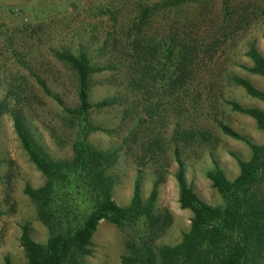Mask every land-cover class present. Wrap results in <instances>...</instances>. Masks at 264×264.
<instances>
[{"label":"rangeland","instance_id":"obj_1","mask_svg":"<svg viewBox=\"0 0 264 264\" xmlns=\"http://www.w3.org/2000/svg\"><path fill=\"white\" fill-rule=\"evenodd\" d=\"M163 1L0 0V103L5 101L9 108L22 112L37 146L49 158H67L70 153L65 139L74 135L63 124L62 109L42 92L35 77L44 81L52 95L59 97L68 108H74L77 105L74 75L56 60L54 53L86 52L94 65L104 69L93 78L92 103L122 98L115 109L93 112L90 118L112 135L96 133L87 139L97 150L118 151L117 162L111 169L116 178L113 200L118 206H127L133 186L139 180L141 196L146 201L156 181L153 172L160 171L162 184L154 212L168 213L170 222L156 244L174 246L188 232L191 218L178 204L177 165L173 161L175 128H180L178 134L191 132L189 137L177 138L187 140L181 148L185 180L200 200L213 207L224 204L206 179L213 161L223 170L226 179L233 181L239 170L232 155L242 161L250 158L249 148L222 135L217 122L253 144L264 143V135L254 121L231 111L227 105L233 102L264 112L261 102L249 98L232 83V78H242L264 93V79L245 70L252 66L245 56L251 45L264 59V0H205L199 5L156 14L138 33L139 8ZM225 9L235 15L231 28L222 32L218 24ZM212 14L214 20H210ZM173 27L185 44L194 47L192 78L184 83L178 68L166 69L162 86L158 83L145 89L148 104L137 102L132 94L138 103L135 109L131 106L132 100H127L122 92L123 66H127L122 49L135 38L143 45L149 41L158 43L173 32ZM107 41L110 44L102 50ZM155 67L159 68L156 63ZM7 91L20 95L18 103L6 96ZM150 104L157 108L156 113H152ZM132 131L135 139L131 142L128 137ZM150 132L161 139L165 151L154 167H144L138 160V145L147 140ZM0 161V264L5 256L14 264H25L26 258L19 246L21 227L27 225L32 239L40 244L46 241L48 233L38 222L35 207L24 190L27 186L39 188L44 179L23 152L7 114L1 119ZM130 234L126 228L100 222L92 239L93 252L84 264H121Z\"/></svg>","mask_w":264,"mask_h":264},{"label":"trees","instance_id":"obj_2","mask_svg":"<svg viewBox=\"0 0 264 264\" xmlns=\"http://www.w3.org/2000/svg\"><path fill=\"white\" fill-rule=\"evenodd\" d=\"M203 1L165 0L151 7L142 6L139 8L140 24L136 25V30L140 33L156 14L199 5ZM234 15L225 9V15L218 24L220 31L226 32L231 28ZM214 19L215 15L212 14L210 20ZM174 28L167 37L162 35L158 43L149 41L143 45L136 38L125 43L122 56L126 57L127 66H123L125 86L122 92L127 100H132L133 108L138 106L137 102L147 103L145 89L158 83L161 85L165 76L163 72L168 68H178L177 71L182 72V82H190L195 62L194 47L185 44L182 35L179 36ZM109 44V41L105 42L102 50ZM245 56L252 64L245 69L246 72L264 79V59L254 45L249 47ZM54 57L74 75L77 105L68 108L59 97L52 95L44 81L38 76L35 80L42 92L62 109L63 124L74 135V138L65 139L70 153L67 158H49L37 146L22 112L9 108L5 101L0 103V126L2 117L9 115L23 152L44 179L39 188L27 186L24 190L25 196L35 207L38 222L48 233L46 241L40 244L32 239L27 225L21 227L19 246L26 258L25 264H84L85 258L93 252L92 239L100 222L130 231L127 253L120 258L121 264H264V143L253 144L230 127L217 122L222 135L249 148L250 158L242 161L232 155L239 170L233 181L227 180L223 170L213 161V168L206 174V179L224 203L221 207H213L200 200L185 180L181 148L187 140L177 138L189 137L191 132L178 134L180 128H175L173 161L177 165L175 181L178 204L181 210L190 213L191 218L189 230L182 235L178 244L157 245L156 241L165 234L170 222L168 213L154 212L162 184L161 172H153L156 181L146 201L142 199L140 182L137 180L129 204L118 206L113 200L116 178L111 173L117 162L118 151L97 150L87 140L96 133L112 135L111 131L95 124L90 118L93 112L115 109L122 98L111 97L92 103L90 91L93 78L104 69L94 65L86 52L73 54L61 50L55 51ZM155 63L159 68L155 67ZM232 83L241 88L246 96L264 105V93L245 79L235 77ZM6 96L13 97L17 103L20 99L19 94L9 91ZM227 105L231 111L252 119L264 135L263 111L243 108L233 102ZM148 107L153 114L157 112L152 104ZM132 133L128 137L131 142L135 139V131ZM138 147V160L144 167H154L153 164L161 159L165 151L161 139L154 137L152 132ZM129 152L132 153V150ZM3 264L14 263L5 256Z\"/></svg>","mask_w":264,"mask_h":264}]
</instances>
